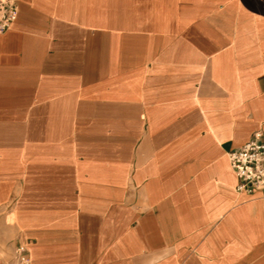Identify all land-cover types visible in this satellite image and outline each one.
Returning <instances> with one entry per match:
<instances>
[{"label":"crops","instance_id":"0c3cea01","mask_svg":"<svg viewBox=\"0 0 264 264\" xmlns=\"http://www.w3.org/2000/svg\"><path fill=\"white\" fill-rule=\"evenodd\" d=\"M16 1L0 34L8 258L264 264V196L236 191L227 157L264 141V0Z\"/></svg>","mask_w":264,"mask_h":264},{"label":"built area","instance_id":"2783aa9c","mask_svg":"<svg viewBox=\"0 0 264 264\" xmlns=\"http://www.w3.org/2000/svg\"><path fill=\"white\" fill-rule=\"evenodd\" d=\"M16 0H0V34L7 31L18 14ZM230 167L239 180L236 191L252 193L261 191L264 196V141L262 133H253L251 139L230 150L227 154ZM0 264H31L26 249L16 244L8 259Z\"/></svg>","mask_w":264,"mask_h":264},{"label":"rangeland","instance_id":"374dc122","mask_svg":"<svg viewBox=\"0 0 264 264\" xmlns=\"http://www.w3.org/2000/svg\"><path fill=\"white\" fill-rule=\"evenodd\" d=\"M6 248H7L6 242L0 237V261L2 259L6 260L8 258V255L4 253Z\"/></svg>","mask_w":264,"mask_h":264}]
</instances>
